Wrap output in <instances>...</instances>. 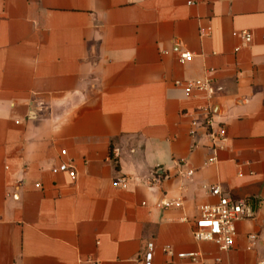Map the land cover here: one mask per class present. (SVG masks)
Masks as SVG:
<instances>
[{
    "label": "crops",
    "instance_id": "obj_1",
    "mask_svg": "<svg viewBox=\"0 0 264 264\" xmlns=\"http://www.w3.org/2000/svg\"><path fill=\"white\" fill-rule=\"evenodd\" d=\"M210 186L253 210L225 253L192 237ZM149 242L152 264L264 261V0H0V264H143Z\"/></svg>",
    "mask_w": 264,
    "mask_h": 264
},
{
    "label": "built area",
    "instance_id": "obj_2",
    "mask_svg": "<svg viewBox=\"0 0 264 264\" xmlns=\"http://www.w3.org/2000/svg\"><path fill=\"white\" fill-rule=\"evenodd\" d=\"M235 35V33H234ZM241 38L245 43L250 42V35L248 33H241ZM179 58L181 61H190L191 55L189 53H180ZM176 85L178 82H174ZM186 94L191 93L193 89L203 90L205 83L200 81L188 82L185 85ZM204 129V135L208 141V148L215 152L220 148L219 142L224 138L225 130L222 125L214 123L211 117L205 119L202 124ZM194 131L191 132L193 134ZM66 152L61 151L60 155L65 156ZM215 157L208 158V163H213ZM53 174L65 173L67 176L74 180L75 172L70 162H62L56 167L51 169ZM179 175L190 178L193 174L192 170H179ZM157 177L155 174L151 177V182H155ZM119 187H123L124 181L120 180ZM38 187V185H35ZM208 194L216 199L213 204H202L198 207V217L193 222L192 237L196 242L211 243L219 251V253L228 252L234 243L236 236V225L250 218L253 215L251 205L246 200H233L229 198L218 186H210L208 188ZM179 201L165 202L163 207H179ZM249 247H253L256 243V237L250 235L248 237ZM165 254L168 257H172L173 253L170 248H165ZM153 258V244L151 242L146 244L145 252L142 257L143 264H152ZM178 260H187L189 262H199L202 260V255L198 252H181L176 254ZM221 259L219 257L214 259V263L220 264ZM255 264H264V261L258 260Z\"/></svg>",
    "mask_w": 264,
    "mask_h": 264
}]
</instances>
